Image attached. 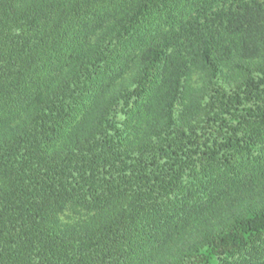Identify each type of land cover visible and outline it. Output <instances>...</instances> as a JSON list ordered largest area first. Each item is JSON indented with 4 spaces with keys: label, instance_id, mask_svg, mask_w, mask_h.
Segmentation results:
<instances>
[{
    "label": "trees",
    "instance_id": "obj_1",
    "mask_svg": "<svg viewBox=\"0 0 264 264\" xmlns=\"http://www.w3.org/2000/svg\"><path fill=\"white\" fill-rule=\"evenodd\" d=\"M0 264H264V0H0Z\"/></svg>",
    "mask_w": 264,
    "mask_h": 264
}]
</instances>
